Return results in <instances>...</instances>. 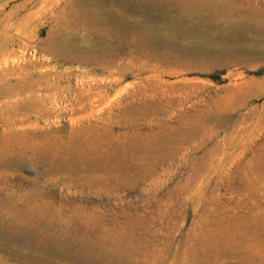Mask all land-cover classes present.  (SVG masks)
Returning <instances> with one entry per match:
<instances>
[{"label": "rangeland", "instance_id": "374dc122", "mask_svg": "<svg viewBox=\"0 0 264 264\" xmlns=\"http://www.w3.org/2000/svg\"><path fill=\"white\" fill-rule=\"evenodd\" d=\"M263 25L264 0H0V264H264Z\"/></svg>", "mask_w": 264, "mask_h": 264}, {"label": "bare ground", "instance_id": "6f19581e", "mask_svg": "<svg viewBox=\"0 0 264 264\" xmlns=\"http://www.w3.org/2000/svg\"><path fill=\"white\" fill-rule=\"evenodd\" d=\"M77 10H78V13H80L81 15H83V14H85V15H91L92 14V12H90V10H86V8L85 7H83V6H78L77 7ZM92 16H94V19L95 20H97V23L98 22H100L101 20H104V12H102V11H99V10H97L95 13H93V15ZM106 21V20H105ZM264 26V25H263ZM93 58V57H92ZM95 59V58H94ZM74 60V59H73ZM113 73V72H112ZM6 81V80H5ZM37 83V82H36ZM2 85H4V84H2ZM9 88H10V86H9ZM1 89H2V87H1ZM83 90V89H82ZM2 91V90H1ZM34 93V92H33ZM74 96H79V97H81V96H83V97H91V96H95L90 90L88 91H86V92H78V93H74ZM54 245V244H53ZM55 246V245H54ZM54 248V247H53ZM56 248V247H55ZM52 249V248H51ZM50 249V250H51ZM57 249V251H58V247L56 248ZM55 249V250H56ZM63 249V248H62ZM53 250V249H52ZM59 250H60V248H59ZM54 252V251H53ZM58 252H60V251H58ZM56 253V252H55ZM86 260V259H85Z\"/></svg>", "mask_w": 264, "mask_h": 264}]
</instances>
